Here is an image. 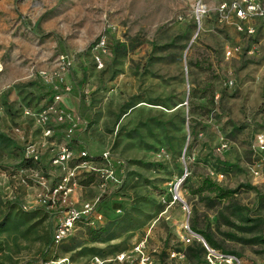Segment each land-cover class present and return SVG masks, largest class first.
Here are the masks:
<instances>
[{"label": "rangeland", "instance_id": "rangeland-1", "mask_svg": "<svg viewBox=\"0 0 264 264\" xmlns=\"http://www.w3.org/2000/svg\"><path fill=\"white\" fill-rule=\"evenodd\" d=\"M229 1L202 0L198 20L197 0H0V264L54 252L73 264H202L204 238L193 231L181 243L185 226L264 264V151L254 147L264 136V22L239 32L218 9ZM60 54L76 108L67 110L92 152L123 161V183L104 195L100 223H75L47 251L55 217L40 197L64 169L38 120L51 96L37 73L62 71ZM206 178L234 192L217 196ZM82 179L79 203L98 195Z\"/></svg>", "mask_w": 264, "mask_h": 264}, {"label": "built area", "instance_id": "built-area-1", "mask_svg": "<svg viewBox=\"0 0 264 264\" xmlns=\"http://www.w3.org/2000/svg\"><path fill=\"white\" fill-rule=\"evenodd\" d=\"M220 12H229L237 19V30L239 32L252 35L255 27L253 21L259 19L264 22V0H231L228 3L222 2L218 7ZM196 17L205 12V5L202 0L196 2ZM105 45V40H101L98 44L101 48ZM237 48H226L225 54L231 56ZM66 55L60 54L58 62L61 63V70L47 71L40 70L37 75L40 80L52 90V95L45 107L39 114L38 120L43 125V136L51 140L56 133H61L63 142L57 146V150L52 158V164L55 166H63L64 172L58 180L51 183L46 193L41 195L40 202L47 209L59 211L62 208L61 215L54 216V224L52 225L53 246L56 248L64 239L72 232L75 223H83L87 226L95 227L101 222L103 214L98 208L100 199L113 188L121 183V173L123 171V161L114 157L109 150H103L99 154H94L86 148L77 146L75 142V134L78 129V122L68 112L67 108L62 104L64 94L69 93L70 86L65 79V68L68 67ZM99 66L102 63L98 59ZM226 144H222L225 147ZM254 147L264 151V136L256 135L254 138ZM25 153L31 155L35 160L39 158V150L34 144L25 146ZM92 177V184L98 189V195L93 199L83 200L78 204L69 201V196L74 188L79 184L80 178ZM184 177V176H183ZM179 178L171 189L173 199H177L176 190L179 183L183 179ZM52 211V210H51ZM120 211V209H116ZM53 217V218H54ZM188 229L184 235H181V243H189L196 233ZM204 247V262L202 264H251L242 260L231 253L224 252L221 249L214 248L200 239ZM142 245L139 244L137 249L140 251ZM123 258V254L119 259ZM143 260H147L144 258ZM96 264H102L98 257L94 258ZM36 264H73L66 256H56L55 252L50 258H41Z\"/></svg>", "mask_w": 264, "mask_h": 264}, {"label": "trees", "instance_id": "trees-1", "mask_svg": "<svg viewBox=\"0 0 264 264\" xmlns=\"http://www.w3.org/2000/svg\"><path fill=\"white\" fill-rule=\"evenodd\" d=\"M114 44H115V46H117L120 43L119 42H116ZM69 72H70V76H71L72 80L76 83V86H77V88L79 90V85H80V83H81L82 80L76 81L75 80V76H74V72L71 71V70ZM51 95H52V90L50 89V96ZM93 182H94V179L92 177H89V178L87 177V178H83L82 180H80V184H85V183L88 184V183H93ZM122 183H123V176H121V183L117 187H115L111 191H109L108 193H110V192H112V191L117 190L118 188H120L121 185H122ZM205 183L208 184V185H210L211 187H213L215 189V193L217 194V196H225L226 194H231V193L234 192V190H227V189L220 188L219 186H217V184L215 182H212L210 179H207V178L204 180V183L203 184H205ZM103 198L100 200V202L101 201L102 202L106 201L105 197H103ZM100 202L98 203V208H100ZM119 206H120V204L118 202H113L111 204V208H114V209H116V208L117 209H120ZM42 209L44 210V213L47 214L48 217H51L52 216L51 218H53L57 213H59V211H56L55 212V211H51V210H45V208H42ZM24 213L25 214H29V212H24ZM88 227L91 228L90 226H88ZM94 229H96V228H94ZM191 229H192V231H194L196 233H200L203 236L204 240L209 245H211L212 247H214V248H218L219 247V245L213 240V238L211 237V235H209L207 233H202V232L196 230V228L194 226H192ZM92 232L96 233L95 230H92ZM47 235L48 236H47L46 244H47V251H48V249H52L54 247L53 246V239H52V222H50V221L47 223ZM199 247H200V250H202L204 252V247H203L202 243H199ZM189 249H191V248H189ZM43 259H47L46 256H44Z\"/></svg>", "mask_w": 264, "mask_h": 264}, {"label": "crops", "instance_id": "crops-1", "mask_svg": "<svg viewBox=\"0 0 264 264\" xmlns=\"http://www.w3.org/2000/svg\"><path fill=\"white\" fill-rule=\"evenodd\" d=\"M62 104L66 108H68L71 112H73V111L76 110L75 104H74L73 100L67 94L63 96V98H62ZM83 131L84 130L82 128H78L77 129L76 134L74 136L75 137V142H76L77 146L86 148L88 151L92 152L90 150L88 144L86 143V141L81 136V134H83ZM61 142H63V137H62V134L58 132V133H56L55 137L50 140V144H51L50 147L52 146L54 149L56 148V150H57V146L60 145ZM92 153L99 154L100 152H92ZM122 173H123V171H122ZM122 173H121V176H122ZM79 187L76 186L74 188L73 192L70 195V199L73 202H78L79 199L81 198V192H80V188ZM103 208H104L103 210H105V214H106V206L104 205Z\"/></svg>", "mask_w": 264, "mask_h": 264}]
</instances>
